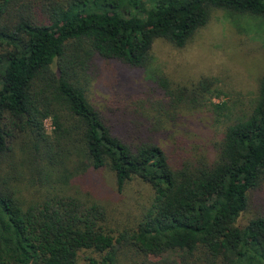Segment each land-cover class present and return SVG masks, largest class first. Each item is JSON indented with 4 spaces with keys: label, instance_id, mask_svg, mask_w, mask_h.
I'll return each mask as SVG.
<instances>
[{
    "label": "trees",
    "instance_id": "16d2710c",
    "mask_svg": "<svg viewBox=\"0 0 264 264\" xmlns=\"http://www.w3.org/2000/svg\"><path fill=\"white\" fill-rule=\"evenodd\" d=\"M216 10L264 0H0V264H264V74L230 103L216 77L152 69L156 40L185 47ZM98 60L150 85L100 108ZM203 112L220 133L187 130ZM90 172L145 202L119 222Z\"/></svg>",
    "mask_w": 264,
    "mask_h": 264
},
{
    "label": "rangeland",
    "instance_id": "374dc122",
    "mask_svg": "<svg viewBox=\"0 0 264 264\" xmlns=\"http://www.w3.org/2000/svg\"><path fill=\"white\" fill-rule=\"evenodd\" d=\"M152 55V69L174 82L189 85L202 77H216L229 94L222 101H248L256 94L264 74V18L230 16L216 10L209 23L185 47L178 49L159 39L153 44ZM97 69L91 98L100 108L108 101L115 105L127 103L150 85L144 70L132 69L115 61L98 60ZM221 100L214 99V102ZM210 119L208 113L195 114L185 127L205 137L220 133L222 128ZM44 128L47 134H51L50 120L44 121ZM83 180L84 187L91 188L101 197L108 213L119 222L146 200L147 189L135 181L119 194L110 175L104 172H90Z\"/></svg>",
    "mask_w": 264,
    "mask_h": 264
}]
</instances>
